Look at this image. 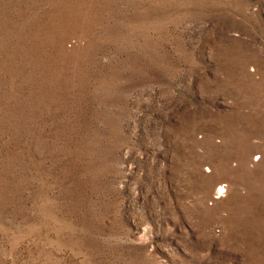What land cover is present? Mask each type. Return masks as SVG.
Returning <instances> with one entry per match:
<instances>
[{"label": "rangeland", "instance_id": "1", "mask_svg": "<svg viewBox=\"0 0 264 264\" xmlns=\"http://www.w3.org/2000/svg\"><path fill=\"white\" fill-rule=\"evenodd\" d=\"M0 264H264V0H0Z\"/></svg>", "mask_w": 264, "mask_h": 264}]
</instances>
